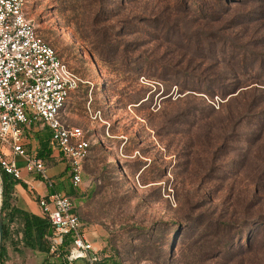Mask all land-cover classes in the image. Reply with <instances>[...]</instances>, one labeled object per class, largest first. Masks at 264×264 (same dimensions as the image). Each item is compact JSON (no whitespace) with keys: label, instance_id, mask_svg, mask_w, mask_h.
I'll list each match as a JSON object with an SVG mask.
<instances>
[{"label":"rangeland","instance_id":"374dc122","mask_svg":"<svg viewBox=\"0 0 264 264\" xmlns=\"http://www.w3.org/2000/svg\"><path fill=\"white\" fill-rule=\"evenodd\" d=\"M188 1L30 0L42 35L95 84L79 115L103 131L89 116L105 106L96 97L102 83L112 102L109 134L91 148L95 196L86 216L107 236L97 262L113 255L125 264H264V234L249 247L246 232L209 257L197 256L186 232L200 206L216 217L252 201L264 213V183L256 185L260 176L264 182V69L228 79L232 69H249L239 68L244 50L230 42L214 50L201 34V44L187 41L184 34L197 29L191 20L215 4ZM254 50L262 56L264 45ZM0 191L2 202L1 181ZM11 228L18 242V222Z\"/></svg>","mask_w":264,"mask_h":264},{"label":"built area","instance_id":"2783aa9c","mask_svg":"<svg viewBox=\"0 0 264 264\" xmlns=\"http://www.w3.org/2000/svg\"><path fill=\"white\" fill-rule=\"evenodd\" d=\"M29 3L0 0V163L6 173L22 179V168L15 157H24L29 173L49 180L45 160L29 153L23 143L26 127L41 122L50 128L53 144L70 164L72 184L79 187L90 148L98 139L88 136L84 127L69 124L64 109L72 92L94 83L73 70L46 40L30 14ZM89 116L104 125L109 134L111 122L101 109H89ZM8 151L11 159L7 158ZM0 181L2 184L1 172ZM39 205L53 227L49 255L61 264H74L80 259L96 264L98 251L84 235L72 197L54 192L40 197ZM67 239L71 244L63 254L61 247Z\"/></svg>","mask_w":264,"mask_h":264},{"label":"trees","instance_id":"16d2710c","mask_svg":"<svg viewBox=\"0 0 264 264\" xmlns=\"http://www.w3.org/2000/svg\"><path fill=\"white\" fill-rule=\"evenodd\" d=\"M227 1L228 0H214L215 4L211 3L212 6H209L206 12H201L200 18L191 20L197 25L195 32H186L184 36L186 37L185 39L191 43L195 41L201 44L203 42L201 35H205L204 40H209L210 45L214 46V50L218 49L220 51L219 45H224L227 42H230L235 50L238 49V47L244 50L243 53H245L243 58L239 61L241 64L239 68L249 69L244 70V72H236L232 69V76L228 78L238 80L240 75L255 71L257 68L264 69V54L261 56L259 52H255L254 50V48L256 49L258 46L264 45V0H234L233 2L236 7H232V2H228L229 4H227ZM179 2L181 5L185 6L189 1L179 0ZM244 8H249V10L244 11ZM260 9L261 11H257ZM258 22H260V24L256 28L250 26V24ZM238 29L243 30V32ZM231 34L234 35L233 38H231ZM250 35L255 37H251ZM53 46L55 47V45ZM244 47H252L253 51H248ZM201 56L204 57L203 54H201ZM249 57L253 58L254 61L252 63L247 62ZM219 73L222 74L221 72ZM254 75H259V73L257 74V72H255ZM239 88L240 83L229 90L236 92ZM256 100L257 99H253L255 103ZM107 111L108 113L111 112L110 110ZM260 139V133L255 134L253 137L256 143ZM0 172L2 175V211L4 214L3 246L0 264H5L6 243L10 240H12L14 245L22 243V245L27 248L49 254V236L53 233L51 222L42 214H36L18 208L15 204V188L16 185L22 182L20 179L6 173L1 163ZM260 179V182L256 181L257 187H260L264 183L262 182L261 176ZM262 191H264V189H262ZM255 192L258 193V189H256ZM258 204L249 201L246 204H242L243 208L241 203H239L234 209L230 208V210L222 211L216 217L213 214L201 211L202 206H200V211L196 216L190 219L191 222L186 228V232L189 234L188 238L193 239V245L197 248V256L207 254L209 257H218L222 255L223 251L227 248H233L235 240L246 232L248 233L247 245L249 247L255 246L262 239L264 234V213L258 210ZM12 222H18V235L16 236L18 242H15L13 239ZM254 227L256 229H254ZM19 233H22L21 238H18ZM70 244L71 240L67 239L61 247L63 254L67 253ZM175 247L176 240L174 241L173 249ZM96 264L125 263L121 258H116L111 255L96 262Z\"/></svg>","mask_w":264,"mask_h":264},{"label":"crops","instance_id":"0c3cea01","mask_svg":"<svg viewBox=\"0 0 264 264\" xmlns=\"http://www.w3.org/2000/svg\"><path fill=\"white\" fill-rule=\"evenodd\" d=\"M94 86L95 84L92 87L89 84H83L78 90L72 92L68 104L69 113H67L66 108L64 109V113L69 124L84 127L88 136L96 135L98 140L94 141L95 143L102 140L105 133L107 134L106 130H104L106 127L100 124L104 129L103 131H100L98 128V130L94 127V124L92 125L91 120L79 115L78 112L80 107L84 109L86 103L88 102L89 105L94 99ZM98 89L100 90V93H97V95L100 94V96L96 97L99 99L102 98L101 101L105 106L101 107V109H106L104 116L108 119L106 112L108 108L112 110V108L108 106L109 103L112 102H110L111 100L109 96H106L104 83H102ZM90 96L92 100H90ZM69 115L73 116L74 121L71 120L72 117ZM23 143L29 153H37L45 160L49 180H43L29 173L25 168V158L21 156L15 157L18 165L22 168L23 176L22 179H20L22 183L16 185L15 188V204L17 207L36 214H42L39 205L40 197L47 196L54 192H61L71 196L74 200L76 211L82 218L81 221L84 226L83 230L86 239L93 244L97 251L101 252L107 245L105 229L98 222H94L86 216V207L88 206L89 201L95 196V191L93 190L95 185L94 181H92L93 176L91 175L90 165L95 161L97 156L96 150L90 149L89 155L84 164L83 182L79 187H75L72 184L70 164L53 144L52 133L47 125L41 122H36L30 127H26ZM108 149H110V147H108L107 150ZM8 154L7 158L11 159L13 155L9 151ZM21 236L22 233H19L18 238H21ZM5 264H61V262L59 259H55L45 252L27 248L23 246L22 243L14 245L12 240H10L6 243ZM74 264L88 263L86 260H82L80 262L77 261Z\"/></svg>","mask_w":264,"mask_h":264},{"label":"water","instance_id":"95a60500","mask_svg":"<svg viewBox=\"0 0 264 264\" xmlns=\"http://www.w3.org/2000/svg\"><path fill=\"white\" fill-rule=\"evenodd\" d=\"M3 226H4V214L2 211V202L0 201V261H1V251L3 246Z\"/></svg>","mask_w":264,"mask_h":264},{"label":"bare ground","instance_id":"6f19581e","mask_svg":"<svg viewBox=\"0 0 264 264\" xmlns=\"http://www.w3.org/2000/svg\"><path fill=\"white\" fill-rule=\"evenodd\" d=\"M0 193H1V191H0ZM0 201H1V194H0Z\"/></svg>","mask_w":264,"mask_h":264}]
</instances>
